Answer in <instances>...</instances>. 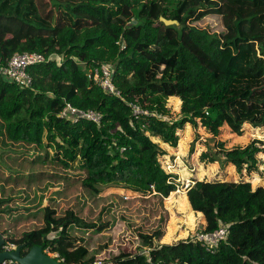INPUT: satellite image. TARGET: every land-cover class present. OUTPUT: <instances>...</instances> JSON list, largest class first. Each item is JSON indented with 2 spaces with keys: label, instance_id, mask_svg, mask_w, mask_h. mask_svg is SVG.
Wrapping results in <instances>:
<instances>
[{
  "label": "trees",
  "instance_id": "1",
  "mask_svg": "<svg viewBox=\"0 0 264 264\" xmlns=\"http://www.w3.org/2000/svg\"><path fill=\"white\" fill-rule=\"evenodd\" d=\"M256 51L264 60V0H0V68L16 53L46 58L27 69L28 88L0 74V157L31 146L45 152L33 163L78 173L73 182L35 180L34 173L23 181L0 171L4 243L21 256L42 247L60 264H264V187L252 190L242 179L243 172L263 175L261 141L230 149L217 142L199 156L241 177L195 178L186 192L203 217L202 233L227 227L213 251L190 239L159 244L165 215L151 232L136 229L137 246L124 253L131 243L115 244L111 223L100 221L119 206L117 196H98L101 187L159 199L175 192L159 143L177 148L186 125L214 139L224 126L238 136L244 125L264 130V66L261 73L250 67ZM102 66L110 67L117 94L94 82ZM170 98L180 101L177 117ZM67 105L99 114L100 124L61 117Z\"/></svg>",
  "mask_w": 264,
  "mask_h": 264
},
{
  "label": "rangeland",
  "instance_id": "2",
  "mask_svg": "<svg viewBox=\"0 0 264 264\" xmlns=\"http://www.w3.org/2000/svg\"><path fill=\"white\" fill-rule=\"evenodd\" d=\"M141 2L143 0H133V6H138ZM125 13L130 17L128 11ZM250 60V67H252L253 73H261L264 60L259 55V52L256 51ZM168 105L172 110L173 116L177 117L179 115L180 101L176 98H170ZM243 129V134L238 136L224 126L221 128L219 136L214 139L201 126H197L194 129L192 126L186 125L184 130L179 133L177 148L171 149L165 144L159 143L161 149L166 151V155L161 157V165L167 173L174 177L172 180L177 188L167 198L159 199L150 198L148 195L141 196L119 187H101L102 192L98 195L100 198L117 196L119 206L112 208V211L102 215L100 219L102 223H111L110 231H114L113 239L116 242L115 244L118 242L124 247L131 243L126 252H124L131 254L137 246L136 238L134 237L135 230L141 229L145 232H151L160 226L161 222L159 220L165 215L167 222L162 228L164 236L159 241V244H174L181 240L194 239L201 232L204 221L200 213L192 211L186 196L187 190L194 185L193 179L196 178L198 181L216 179L236 182L241 178H239V175L231 165H227L222 172L219 163L204 164L199 160L201 153L210 150L212 152L216 151L215 144L217 142H223L225 148L230 149L237 146L245 147L253 140L261 141L262 145H260V148L262 151L257 155V161L259 171L263 175L256 172L248 175L243 172L242 179L250 183L252 190L257 186L264 187V130L249 125H244ZM13 151L15 154L10 155L9 160L0 157V171L4 177L16 175L21 180L26 181L27 177L34 173L32 178L35 180L55 176L57 178H67L71 182L77 177L78 173L75 171L33 163L36 156H39L41 160L45 158L44 150L31 146H18ZM31 162L33 164H30ZM22 186L23 189H28L23 183ZM42 190H44L43 187L35 191L41 192ZM25 194L29 198L38 197L35 192L30 190H27ZM25 194L18 193V196L15 197L18 198ZM46 195L49 196V194ZM37 202L38 199L36 198L34 204ZM42 203L45 204L44 201ZM103 207H105V203L94 207L95 215H98ZM51 256L53 255L51 254ZM106 261L109 260L104 259L103 262H96L95 264H103Z\"/></svg>",
  "mask_w": 264,
  "mask_h": 264
},
{
  "label": "built area",
  "instance_id": "3",
  "mask_svg": "<svg viewBox=\"0 0 264 264\" xmlns=\"http://www.w3.org/2000/svg\"><path fill=\"white\" fill-rule=\"evenodd\" d=\"M46 58L40 53H16L14 54L6 63V65L0 68V74L7 78L11 83L19 86L20 88L30 87L32 81L29 76L27 69L30 66L38 65L45 62ZM110 67L102 66L101 72L98 73L95 71L94 82L98 84L103 90L107 91L110 94H117V91L112 84ZM135 114L141 113L138 108H134ZM61 117L68 118L73 122H77V119L83 118L91 121L97 125L100 124L101 117L99 114L94 113L90 110L78 111L67 105L62 113ZM227 227H221L220 229L212 233H198L193 241L199 242L203 247L209 251L218 245V243L226 238ZM15 247L10 244H3L1 251H14ZM0 264H18L12 260L3 261Z\"/></svg>",
  "mask_w": 264,
  "mask_h": 264
},
{
  "label": "water",
  "instance_id": "4",
  "mask_svg": "<svg viewBox=\"0 0 264 264\" xmlns=\"http://www.w3.org/2000/svg\"><path fill=\"white\" fill-rule=\"evenodd\" d=\"M160 21L163 22L166 26L177 25L176 21L166 20L160 18ZM4 244V239L0 235V263L5 260H12L18 264H60L53 257L47 255L42 247L33 246L30 248L28 253L24 256H21V249L18 247L14 251L4 252L1 251V248Z\"/></svg>",
  "mask_w": 264,
  "mask_h": 264
},
{
  "label": "clouds",
  "instance_id": "5",
  "mask_svg": "<svg viewBox=\"0 0 264 264\" xmlns=\"http://www.w3.org/2000/svg\"><path fill=\"white\" fill-rule=\"evenodd\" d=\"M200 233H202V232H200ZM4 239V238H3ZM16 249V248H15ZM47 255H49V256H51V254H47ZM53 256H51V257H53L54 259H55V257L57 256V255H55V254H52ZM6 261V260H5Z\"/></svg>",
  "mask_w": 264,
  "mask_h": 264
}]
</instances>
